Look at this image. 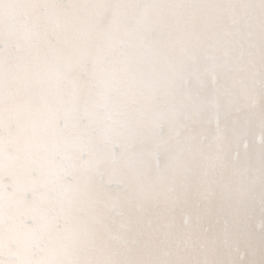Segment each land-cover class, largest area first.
I'll list each match as a JSON object with an SVG mask.
<instances>
[{
	"label": "clouds",
	"instance_id": "9594fccd",
	"mask_svg": "<svg viewBox=\"0 0 264 264\" xmlns=\"http://www.w3.org/2000/svg\"><path fill=\"white\" fill-rule=\"evenodd\" d=\"M0 264H264V0H0Z\"/></svg>",
	"mask_w": 264,
	"mask_h": 264
},
{
	"label": "bare ground",
	"instance_id": "6f19581e",
	"mask_svg": "<svg viewBox=\"0 0 264 264\" xmlns=\"http://www.w3.org/2000/svg\"><path fill=\"white\" fill-rule=\"evenodd\" d=\"M253 46H254L256 49L259 48L258 32H257L256 36H254V38H253Z\"/></svg>",
	"mask_w": 264,
	"mask_h": 264
}]
</instances>
